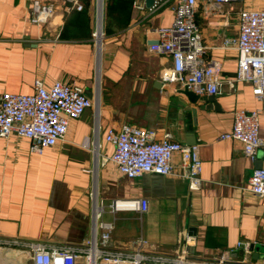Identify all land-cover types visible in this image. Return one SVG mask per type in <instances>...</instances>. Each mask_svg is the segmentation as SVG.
<instances>
[{
	"label": "crops",
	"instance_id": "1",
	"mask_svg": "<svg viewBox=\"0 0 264 264\" xmlns=\"http://www.w3.org/2000/svg\"><path fill=\"white\" fill-rule=\"evenodd\" d=\"M40 1L56 9L42 24L31 21L33 0H0V95L32 93L36 79L61 80L81 87L94 104L71 121L64 140L41 154L31 151L27 138H0V237L11 241L0 246V264H33L27 242L81 244L100 233V222L114 225L113 249H137L142 238L148 253L183 248L196 261L264 263V195L249 188L253 170L264 167V101L247 81L231 85L239 56L224 46L239 34L240 11L263 9L264 0H198L204 59L221 63V83L213 98L197 100L161 80L172 57L149 49L152 30L173 22L175 0L154 10L147 0H80L81 10L67 9L64 0ZM241 107L261 109L262 145L254 159L240 141L220 138ZM123 124L197 144L201 186L193 188L184 176L180 154L173 157V174L130 178L119 171L106 135ZM140 197L149 201L145 212L113 206Z\"/></svg>",
	"mask_w": 264,
	"mask_h": 264
},
{
	"label": "built area",
	"instance_id": "2",
	"mask_svg": "<svg viewBox=\"0 0 264 264\" xmlns=\"http://www.w3.org/2000/svg\"><path fill=\"white\" fill-rule=\"evenodd\" d=\"M207 1L222 5L241 0ZM63 2L67 9L83 8L80 0ZM162 3L163 0H153L151 9H157ZM197 6L198 0H175L173 22L152 30L154 40L149 49L172 57V65L161 71L164 83H176L199 95H216L220 92L221 63L204 59L207 46L202 41L196 21ZM55 11L54 3L33 0L31 21L46 23ZM99 34V31L95 33ZM224 46L236 48L239 56L235 79L229 80L231 85H234V80L247 81L252 85L254 96L264 101V8L242 9L239 34L226 38ZM34 89L32 93L3 92L0 95V138H8L12 134L27 138L31 151L41 154L46 148L64 140L71 121L79 118L94 101L81 87L61 80L46 84L42 79H36ZM260 114L261 109L258 107L235 109L232 128L222 132L220 138L240 141L244 152L254 159L262 145ZM106 140L114 144L110 159L119 171L130 178L144 173L173 174V157L180 154L187 167L184 176L189 179L190 185L198 188L202 184V160L197 144L171 139L168 133L159 137L154 129L132 124H123L119 129L110 128ZM249 188L255 195H264V167L253 170ZM120 204L145 212L149 201L146 197H140L115 201L113 206L119 207ZM100 227L99 234L77 245L27 242L33 264H225L223 259L192 260L183 248H178L171 255L148 253L141 249L145 242L142 238L137 249H113L109 246L113 223L100 222ZM10 242L0 237V246ZM244 245L250 247L248 242H244Z\"/></svg>",
	"mask_w": 264,
	"mask_h": 264
},
{
	"label": "water",
	"instance_id": "3",
	"mask_svg": "<svg viewBox=\"0 0 264 264\" xmlns=\"http://www.w3.org/2000/svg\"><path fill=\"white\" fill-rule=\"evenodd\" d=\"M147 3H148V4H152V3H153V0H147ZM184 92L189 96V98H190L191 100H197V99L200 98V95L197 94V93H195V92H193V91H190V90H184ZM213 96H214V95H210L211 98H213ZM191 136H192V134H191ZM190 139H191V140H190L191 142H194V140H193L192 137H191ZM193 229H194V228H193Z\"/></svg>",
	"mask_w": 264,
	"mask_h": 264
},
{
	"label": "bare ground",
	"instance_id": "4",
	"mask_svg": "<svg viewBox=\"0 0 264 264\" xmlns=\"http://www.w3.org/2000/svg\"><path fill=\"white\" fill-rule=\"evenodd\" d=\"M120 205H122V204H120Z\"/></svg>",
	"mask_w": 264,
	"mask_h": 264
}]
</instances>
